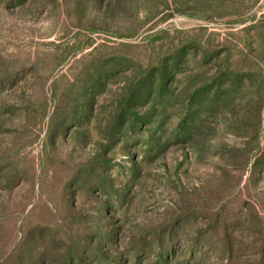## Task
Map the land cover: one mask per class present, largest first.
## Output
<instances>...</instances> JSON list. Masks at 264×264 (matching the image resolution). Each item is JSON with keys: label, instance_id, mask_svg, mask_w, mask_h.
Instances as JSON below:
<instances>
[{"label": "rangeland", "instance_id": "rangeland-1", "mask_svg": "<svg viewBox=\"0 0 264 264\" xmlns=\"http://www.w3.org/2000/svg\"><path fill=\"white\" fill-rule=\"evenodd\" d=\"M0 264H264V0H0Z\"/></svg>", "mask_w": 264, "mask_h": 264}]
</instances>
